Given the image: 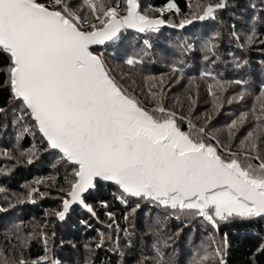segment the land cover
I'll use <instances>...</instances> for the list:
<instances>
[{
    "label": "snow or ice",
    "instance_id": "snow-or-ice-1",
    "mask_svg": "<svg viewBox=\"0 0 264 264\" xmlns=\"http://www.w3.org/2000/svg\"><path fill=\"white\" fill-rule=\"evenodd\" d=\"M227 5L228 0H197L195 9L189 4L185 15L175 0H167L162 7L149 6L144 12L139 0H0V52L8 57L3 69L6 79L0 86L8 88L17 105L12 110V123L18 129L13 148H0V157L14 161V166L32 165L40 150L35 144L21 148L20 141L35 129L47 149L58 155V163L67 166V187L59 188L61 208L46 212V217L55 216L63 222L72 206L79 205L103 223L93 205L86 202V195L100 182L112 183L117 188L115 200L127 209L123 215L126 222L142 204L170 210L167 215L184 227L188 226L186 221L199 220L212 232L192 254L190 264H227L228 234L217 239L221 225L264 219V82L251 93L247 80H227L212 70L219 58L215 41L220 33L216 32L202 45L209 68L198 77L210 97V108L195 115L200 88L197 77L188 78L183 93L171 97L169 106L171 88L184 78L183 61L171 66L168 78L145 75L142 100L111 74L103 54L93 50V46L119 40L122 30L158 33L165 25L184 29L195 22L214 20L218 10ZM165 13L180 18L175 22L165 19ZM255 20L253 16L243 34L232 26L230 36L237 47L264 45ZM143 44L147 50L152 47L148 39ZM143 63L137 57L126 59L133 68ZM233 85L240 91L228 95ZM248 96L252 103L247 110L234 114L219 128L210 127L225 105L240 104ZM4 113L0 108V114ZM56 166L52 164L54 169ZM55 180L49 176L24 185L27 192L16 196V203L35 204L36 195L41 199L49 195L40 191L39 185L53 187ZM3 192L6 189L0 187ZM98 203L104 209L110 207L107 200ZM6 211L0 206V212ZM105 215L111 221L106 227L123 231L131 247L129 229H120L114 212L106 211ZM80 223L88 224L85 220ZM22 224L14 225L12 239L7 240L12 247H0V264H58L49 255V237L44 231L47 221L38 225L44 254L32 260L24 258L33 233L21 236ZM163 228L159 217L148 226L155 237L151 245L154 256L141 253L136 264H168L163 250L172 247L183 228L172 234ZM99 236L96 248L105 243V233L99 232ZM107 239L113 240L112 235ZM118 240L117 236L112 250L122 256ZM256 254H264V243Z\"/></svg>",
    "mask_w": 264,
    "mask_h": 264
},
{
    "label": "trees",
    "instance_id": "trees-1",
    "mask_svg": "<svg viewBox=\"0 0 264 264\" xmlns=\"http://www.w3.org/2000/svg\"><path fill=\"white\" fill-rule=\"evenodd\" d=\"M139 2L140 10L144 12L149 6L153 8L164 6L167 0H139ZM175 2L181 9V13L187 15L190 11L189 4L194 10L197 0H175ZM253 4L256 8L251 7ZM150 15L157 16L158 14ZM253 16L256 17L254 23L259 38L264 39V4L261 0H228L227 7L218 10L214 20L194 23L182 31L176 28H165L158 33H147L144 36L126 32L120 36L119 40L94 51L103 54V59L111 74L130 92L139 95L142 100L145 96L140 95V92L145 87L143 82L145 75L163 74L165 78H168L171 76V66L183 61L184 78L181 83L174 84L171 88L169 106H172L171 97L180 96L183 93L188 78L197 77L200 88L195 115H200L210 108V97L206 93L203 81L198 79L199 73L209 68L208 62L203 59L204 53L201 48L214 33H220V37L215 41L218 45L216 52L219 58L211 66L214 72L222 73L227 80H247L250 85L248 91L251 93H256L259 85L264 82V45L256 43L252 47L241 49L230 36L233 25L236 26L235 30L238 33L246 32ZM164 18L175 22L180 17L165 13ZM144 39H148L151 43L150 50L145 49ZM129 57L141 58L144 63L135 68L130 67L126 64V59ZM7 61V54L0 52V82L6 79L3 69L6 68ZM244 61L247 63L244 64ZM238 64L241 66L237 67ZM128 76H131V79H128ZM238 91L240 87L233 85L228 95ZM251 103L252 97L248 96L240 104L225 105L223 112L212 120L210 127H221L234 114L247 110ZM146 106L151 107L152 105L146 104ZM16 107L8 88L0 86V108L5 109V113L0 114V148H13L15 144L18 129L12 123V110ZM194 122L202 123V121ZM221 140L223 142L224 138L221 137ZM32 144L37 145L40 150L39 159L32 165L22 163L14 166V161L10 160L0 165V169H7L6 172H0V187L6 189V192L0 193V206L8 209L6 212H0V247L6 250L12 247L7 240L12 239L11 232L15 231L14 225L23 221L19 228L20 234L33 233L27 250L24 252V258L27 260L36 259L44 254L45 246L38 235V230H41L38 225H42L43 217L47 218L46 212L61 208V201L58 197L62 196V193L59 192V188L67 187L64 182L67 166H61L58 163V155L47 149L46 143L35 129H32L30 134H26L25 138L20 141L21 148L24 149ZM233 151H236V148H233ZM53 163L57 165L55 169L52 167ZM49 176L56 178L55 186L39 185L40 191L47 192L49 195L42 199L36 195L35 204L16 203V196L25 195L27 192L24 185H30L37 178ZM114 193H117L115 185L100 182L97 189L86 196V202L93 205L99 220L103 223L97 222L95 218L79 208H75L64 222H59L55 216H50L48 225L50 227L46 230L51 228L55 233L51 243L48 244L49 255L52 259H55L58 264H136L141 253L154 256L151 245L155 237L148 231V226L159 217L164 221L163 232L165 233L172 234L183 228L172 247L163 250L165 261L168 264H190L192 254L202 241L207 240V234L212 232L210 227L199 220L186 221L188 226L184 227L180 221L167 215L170 210L150 207L146 204H142L141 209L126 222L123 215L127 209L115 200ZM5 196L8 199H5ZM100 200H107L110 207L108 209L100 207L98 203ZM132 203L134 204L135 201ZM10 204L15 206L9 207ZM106 211L116 214L120 229H129L131 247L127 246L128 236L123 231L117 233L115 227L113 229L106 227V224L111 222L105 215ZM82 220L87 221L88 224H81ZM46 232L49 234V231ZM99 232L105 233L106 239L103 247L96 248L93 246L100 241ZM225 233L228 234L229 245L226 254L227 264H264V254H256L257 247L264 243V219L257 218L243 223L222 224L217 239L223 237ZM109 234L112 237L116 234L113 240L119 237V252L123 253L122 256L112 250L114 245L113 240L107 239ZM86 244L89 248H85ZM150 264L154 262L150 261Z\"/></svg>",
    "mask_w": 264,
    "mask_h": 264
},
{
    "label": "water",
    "instance_id": "water-1",
    "mask_svg": "<svg viewBox=\"0 0 264 264\" xmlns=\"http://www.w3.org/2000/svg\"><path fill=\"white\" fill-rule=\"evenodd\" d=\"M206 21H207V20H206ZM206 21H203V22H206ZM203 22H195V23H203ZM190 26H191V25H188V26H186L184 29H177V30L182 31V30L187 29V28L190 27ZM165 28H171V27H168L167 25L162 26L161 29H160V31L163 30V29H165ZM126 32L135 33V34L140 35V36H144V35L147 34V33H143V34H141V33L136 32L135 30L127 29V30H122L121 36H122L124 33H126ZM111 43H113V42H108V43H106L105 45L93 46V50H96V49H99V48L105 47V46H107V45H110ZM52 152H54V151H52ZM111 184H112V183H111ZM113 185H114V184H113ZM87 195H88V194H87ZM87 195H86V196H87ZM75 208H79V209H81L82 211H84V212H86L87 214H89V213H88V212H87L82 206H79V205H73L72 208L70 209V212H69L67 218L69 217V215L71 214V212H72ZM89 215H90V214H89ZM90 216H91V215H90ZM67 218H66V219H67ZM59 222H60V221H59ZM63 222H64V221H63Z\"/></svg>",
    "mask_w": 264,
    "mask_h": 264
},
{
    "label": "rangeland",
    "instance_id": "rangeland-1",
    "mask_svg": "<svg viewBox=\"0 0 264 264\" xmlns=\"http://www.w3.org/2000/svg\"><path fill=\"white\" fill-rule=\"evenodd\" d=\"M194 1H196V0H194ZM150 14H158V13H155V12H150ZM159 15V14H158ZM157 15V16H158ZM20 147H21V145H20ZM14 154H16L15 152H14ZM8 162V160L7 159H5V158H2V157H0V165H2V164H4V163H7ZM58 195V194H57ZM59 196V195H58ZM58 201V200H57ZM53 210H51V211H48V213H51ZM38 220L40 219V218H37ZM47 221V227H50V226H48L49 225V223H50V216L49 217H47V218H45V217H43L42 218V221H41V223H42V225L43 224H45V222ZM50 225H52V224H50ZM47 229V228H46ZM46 229H44V231H49V234H48V237H49V241H48V244H50L51 243V239H52V230H51V228H48V229H50V230H46ZM39 232L41 231V230H38ZM38 232V235H40V233ZM21 236H27V234H21ZM115 236H116V234H114V237L113 238H115ZM40 238H41V236H40ZM41 240H42V238H41ZM114 241V240H113ZM97 243H99V242H96L95 244H94V246L93 247H96V244ZM49 246V245H48Z\"/></svg>",
    "mask_w": 264,
    "mask_h": 264
}]
</instances>
